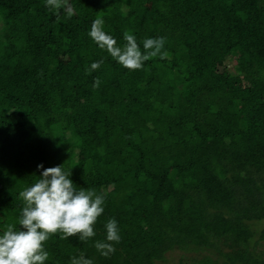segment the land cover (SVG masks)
I'll use <instances>...</instances> for the list:
<instances>
[{
  "label": "trees",
  "instance_id": "trees-1",
  "mask_svg": "<svg viewBox=\"0 0 264 264\" xmlns=\"http://www.w3.org/2000/svg\"><path fill=\"white\" fill-rule=\"evenodd\" d=\"M68 3L71 18L0 0V234L23 230L19 193L62 165L104 212L87 242L52 235L45 264H161L173 250L209 252L180 264H264V0ZM98 17L118 46L164 37L167 55L124 68L88 35ZM113 218L105 257L94 244Z\"/></svg>",
  "mask_w": 264,
  "mask_h": 264
},
{
  "label": "clouds",
  "instance_id": "clouds-1",
  "mask_svg": "<svg viewBox=\"0 0 264 264\" xmlns=\"http://www.w3.org/2000/svg\"><path fill=\"white\" fill-rule=\"evenodd\" d=\"M46 6L55 15H59L61 9L69 18L74 15V8L68 0H46ZM103 25V19L96 18L88 35L101 50H106L113 60L130 71L141 70L144 62L151 58L167 55L162 52L164 37L145 39L142 52L134 35L125 32L126 43L121 47L103 30ZM102 63L103 60L93 62L91 70L99 69ZM99 85L100 80L96 78L93 88ZM71 175V170L65 171L62 165L44 169L38 180L19 193L24 206L18 224L23 230L8 225L0 234V264H45L49 252L44 244L58 233L61 239L78 237L81 242L96 236L95 225L104 212L105 197L97 194L95 189H78L70 179ZM104 227L107 242L96 241L94 247L108 257L114 253L113 245L120 242L121 236L114 218L109 219ZM71 264H93V261L81 253L79 258H71Z\"/></svg>",
  "mask_w": 264,
  "mask_h": 264
},
{
  "label": "rangeland",
  "instance_id": "rangeland-1",
  "mask_svg": "<svg viewBox=\"0 0 264 264\" xmlns=\"http://www.w3.org/2000/svg\"><path fill=\"white\" fill-rule=\"evenodd\" d=\"M229 64L232 65V62H230ZM208 251H200L198 253L196 252H186V251H181V250H173L169 253H167V260L161 264H180V258L181 256H184V263H189L188 257L193 258L194 256L196 257H201L205 254H208ZM190 258V259H191Z\"/></svg>",
  "mask_w": 264,
  "mask_h": 264
}]
</instances>
